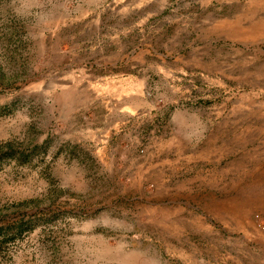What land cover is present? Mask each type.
Here are the masks:
<instances>
[{
    "label": "rangeland",
    "instance_id": "rangeland-1",
    "mask_svg": "<svg viewBox=\"0 0 264 264\" xmlns=\"http://www.w3.org/2000/svg\"><path fill=\"white\" fill-rule=\"evenodd\" d=\"M0 264H264V0H0Z\"/></svg>",
    "mask_w": 264,
    "mask_h": 264
}]
</instances>
